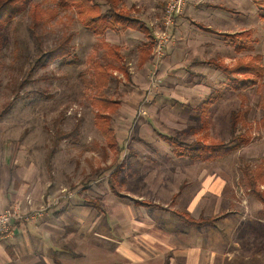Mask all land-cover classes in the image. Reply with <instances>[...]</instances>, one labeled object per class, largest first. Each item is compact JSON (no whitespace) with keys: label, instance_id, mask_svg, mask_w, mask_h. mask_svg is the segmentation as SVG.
<instances>
[{"label":"rangeland","instance_id":"374dc122","mask_svg":"<svg viewBox=\"0 0 264 264\" xmlns=\"http://www.w3.org/2000/svg\"><path fill=\"white\" fill-rule=\"evenodd\" d=\"M36 2L41 19L32 33L30 6ZM220 3L243 13L238 15L248 24L250 49L236 53L230 40L220 34L209 48L199 46L196 58H188L186 65L164 73L160 64L154 75L150 71L151 45L145 63L140 62L139 49L150 43L153 31L160 27L165 0H121L122 6H133L132 14L150 27L152 36L147 37L143 33L139 38L124 36L121 30L95 35L80 24L73 10L60 7L56 0H25V9L0 26V109L11 101L8 112L0 117V138H8L11 148L21 147L26 160L50 180L43 203L55 200L61 187L96 202L92 187L111 197L115 193L110 183L126 198L180 211L201 195L196 203L206 213L208 204L214 203L211 212L245 214L247 224L239 221L225 229L243 245L257 235L255 244H262L264 251V241H260L264 239V204L248 190L242 170L252 172L264 161V75L254 86L232 91L227 77L206 62L209 57L221 61L225 56L231 65L240 55L260 53L264 65V7L251 0ZM261 8L262 18L256 17ZM103 42L119 45L123 61L110 56ZM40 48L57 51L39 65ZM165 56L166 52L163 59ZM98 63L114 66L111 80L103 88L94 83ZM121 64L130 79L116 69ZM26 78L28 82L16 96L18 83ZM209 96L216 100L205 119L206 128L200 130L204 120L201 103ZM106 98L119 102L115 110L107 111L114 140L123 142L118 157L116 146L107 145L96 125L97 116L107 114L94 101ZM235 112L237 126L248 138L240 146L241 138L233 140L229 131ZM201 135L210 143L222 140L230 151L209 160L176 155L181 148L174 145L175 140L196 147L202 144L196 140ZM115 161V172L110 175L113 169H105ZM43 203L20 212L34 211ZM246 206L247 211L241 210Z\"/></svg>","mask_w":264,"mask_h":264},{"label":"crops","instance_id":"0c3cea01","mask_svg":"<svg viewBox=\"0 0 264 264\" xmlns=\"http://www.w3.org/2000/svg\"><path fill=\"white\" fill-rule=\"evenodd\" d=\"M220 1L229 5L236 0L187 1L175 16L161 63L163 72L186 65L188 58H196L199 46L209 48L220 34L248 30V24L242 21L243 13ZM261 10L256 17L262 18ZM225 12L229 15L225 16ZM109 31L115 34L112 29L105 34ZM122 32L137 38L142 34L137 30ZM222 61L228 64L225 56ZM11 145L8 138H0V212L12 205L26 212L43 203L51 183L33 162L26 160L21 147ZM68 191L71 197L61 198L35 222L11 221L13 234L0 236V264H264L263 245L255 244L257 235L243 245L225 229L239 221L247 224L245 214L211 212L214 203L208 204L210 211L206 213V208L196 203L201 195L182 206L181 211H187L194 219L201 214L217 218L209 224L195 225L179 217V209L160 203L117 194L109 197L97 187L90 190L95 193L96 202ZM241 210L247 211L248 207Z\"/></svg>","mask_w":264,"mask_h":264},{"label":"trees","instance_id":"16d2710c","mask_svg":"<svg viewBox=\"0 0 264 264\" xmlns=\"http://www.w3.org/2000/svg\"><path fill=\"white\" fill-rule=\"evenodd\" d=\"M58 5L64 9L73 10L75 12L77 20L82 26L88 28L95 35H104L108 29L126 31L128 29L137 30L145 34V36H152L150 27L144 23L142 20L137 18L132 14L133 6L125 7L121 5V0H56ZM257 5L264 7V0H251ZM25 0H0V26H4L6 23L10 22L18 13L25 9ZM31 15L33 20H31L30 28L32 33H36V27L39 24L41 16L38 12V3H33L30 6ZM251 33L249 30H244L240 32H233L225 34L231 44L234 46V51L240 53L250 49L249 39ZM107 53L117 59L118 62H122L124 59V54L120 51L119 45L109 44L107 42L102 43ZM151 43H144L140 47V62L145 63L148 60L150 54ZM57 49H49L47 51L40 48V53L36 59V63L39 65L46 64L48 59L55 55ZM63 54V52H62ZM260 54H247L245 56H239L234 59L231 65L226 64L224 61L208 59L207 63L213 64L217 69H219L226 77L227 84L232 91H241L254 86L258 83L259 79L264 75V67L261 63ZM114 66L104 65L101 63L95 64L94 66V83L96 87L103 88L109 84L111 80L110 70ZM119 71L123 72L127 79L129 74L127 73L125 66L123 64L116 67ZM31 72V71H30ZM28 72V75L30 74ZM28 82L27 78L20 81L17 85V91L22 87L23 84ZM214 96H209L201 103V114L204 118L200 130L206 128V118L209 114V109L215 101ZM119 102L112 98L98 99L94 101V104L100 108L101 111H105L97 116L96 125L100 129L101 133L107 140V145L109 147L116 146L117 157L120 156L123 150V142L114 140V135L112 130L108 126V112H112L117 108ZM11 106V101H5L0 109V117L6 114ZM264 120V114L263 118ZM230 135L232 139L236 140L241 138L238 143L240 146L243 142L247 141L248 138L245 133L239 130L237 126V113H233L230 123ZM58 136L54 138L57 140ZM197 142H201V146L191 147L190 143H183L178 140L174 141V145L181 150H176V155L178 156H188L191 159H203L209 160L214 158L216 155H223L228 153L230 149H226L223 141H217L216 143L207 142L206 136L201 135L197 139ZM191 147V148H189ZM213 152V153H211ZM52 155V151L48 153V158ZM118 160V159H117ZM118 161H115L111 166L107 167L105 170H110L115 172V165ZM243 175L247 180L248 190L261 202L264 204V161L257 165L252 172L242 168ZM100 174L99 176H101ZM113 192L119 196H125L121 194L118 187L113 183H110ZM181 217L186 223L189 224H209L212 223L217 217L210 216L204 217L202 214L199 218L194 219L187 211H177L176 213Z\"/></svg>","mask_w":264,"mask_h":264},{"label":"built area","instance_id":"2783aa9c","mask_svg":"<svg viewBox=\"0 0 264 264\" xmlns=\"http://www.w3.org/2000/svg\"><path fill=\"white\" fill-rule=\"evenodd\" d=\"M188 0H165V7L161 25L153 31L150 41L152 47L151 74L158 71L161 61L165 55L166 45L171 37L175 16L179 14ZM55 200L47 199L41 208L34 209L28 213H21L17 206H12L0 212V236L10 237L13 234V219H22L35 222L51 205L57 203L61 198L71 197L72 193L66 189H61Z\"/></svg>","mask_w":264,"mask_h":264}]
</instances>
